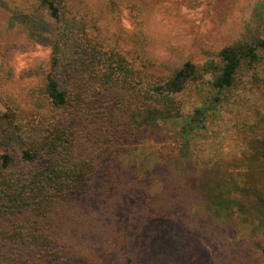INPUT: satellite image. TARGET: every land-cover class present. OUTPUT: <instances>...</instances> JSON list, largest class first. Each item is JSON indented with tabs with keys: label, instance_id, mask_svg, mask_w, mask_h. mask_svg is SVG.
Returning a JSON list of instances; mask_svg holds the SVG:
<instances>
[{
	"label": "trees",
	"instance_id": "trees-1",
	"mask_svg": "<svg viewBox=\"0 0 264 264\" xmlns=\"http://www.w3.org/2000/svg\"><path fill=\"white\" fill-rule=\"evenodd\" d=\"M132 6L129 50L100 41L97 21L69 0H36L23 21L46 56L17 71L15 57L31 43L0 49V118L16 141L0 150V264H68L87 254L135 198L136 186L115 187L122 156L161 183L157 212L183 214L200 237L215 228V239L216 225L233 222L260 238L264 264V0L238 36L201 62L172 44L151 9ZM237 91L246 94L238 103L254 100L225 143L211 127ZM188 96L206 107H188ZM108 166L114 194L96 197Z\"/></svg>",
	"mask_w": 264,
	"mask_h": 264
},
{
	"label": "rangeland",
	"instance_id": "rangeland-1",
	"mask_svg": "<svg viewBox=\"0 0 264 264\" xmlns=\"http://www.w3.org/2000/svg\"><path fill=\"white\" fill-rule=\"evenodd\" d=\"M69 1L75 9L97 21L100 41L106 45H120L127 50L130 49L127 34L133 30L131 14L136 13L131 10L132 5L143 10L151 9L160 29L171 37L172 44L185 46L186 52L201 62L238 36L244 24L254 20V4L261 0H203L201 7L191 10L184 6L187 0ZM35 2L0 0V49L10 43H31L29 52L15 57L13 64L17 71L49 52L47 45L30 38V30L23 22L27 16L32 18ZM39 34V39L44 41L42 39L49 31L42 30ZM24 85L18 81L11 87L18 92ZM211 94L206 93L208 96ZM245 96L243 91L233 92L232 99L224 104L215 121L217 124L211 127V134L215 138L221 136L226 143L227 138L233 135L235 125L240 123L238 115L246 114L248 104L254 100L253 96H248L245 102H237ZM187 101L188 107L194 104L202 106V109L206 107L205 98L196 102L188 96ZM259 101L255 100L257 103ZM241 103H244L243 107ZM8 130V125L0 118V150L5 149L9 143L8 147L16 144ZM145 146L148 151L154 147L152 141H146ZM136 159L120 157L116 162L117 178L114 180L115 187L120 183L122 186H136L133 190L135 198L117 210L116 220L107 221L101 227L102 232L94 243H88L87 254L75 260L73 248H70L71 258L75 261L68 264H263L259 253L260 238H249L242 231L236 232L231 228L233 222L231 226L216 225L223 229L222 235L215 239V228L211 231L203 230V237H200L197 230L194 231L196 235L191 232L192 227L186 226L183 214L160 213L161 209L157 212L159 207L156 208L154 201L162 200L161 183L148 174L146 176L140 168L141 161ZM109 167L96 181V197L101 196L105 188L109 196L114 194ZM126 196L127 193L123 198ZM250 201V196H245V203Z\"/></svg>",
	"mask_w": 264,
	"mask_h": 264
}]
</instances>
